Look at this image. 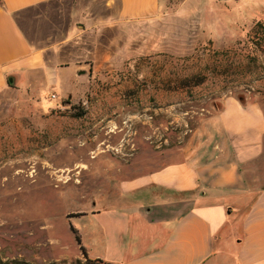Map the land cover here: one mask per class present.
<instances>
[{
  "label": "rangeland",
  "instance_id": "374dc122",
  "mask_svg": "<svg viewBox=\"0 0 264 264\" xmlns=\"http://www.w3.org/2000/svg\"><path fill=\"white\" fill-rule=\"evenodd\" d=\"M119 7L52 0L16 17L71 67L58 88L0 92V264H83L70 226L103 256L94 212L120 207L122 183L201 147L227 97L264 112V0H160L128 25Z\"/></svg>",
  "mask_w": 264,
  "mask_h": 264
},
{
  "label": "crops",
  "instance_id": "0c3cea01",
  "mask_svg": "<svg viewBox=\"0 0 264 264\" xmlns=\"http://www.w3.org/2000/svg\"><path fill=\"white\" fill-rule=\"evenodd\" d=\"M50 1L1 0L0 92L37 94L62 85L60 70L71 66L56 67L46 54L53 46L30 42L16 21L18 14ZM119 3L118 21L125 25L153 19L160 10V0ZM196 135L205 138L201 147L185 150L180 162L122 183L126 197L120 207L94 212L107 219L98 225L103 256L92 257L85 249L89 259L109 264H264V184H259L263 110L227 97L219 114Z\"/></svg>",
  "mask_w": 264,
  "mask_h": 264
},
{
  "label": "trees",
  "instance_id": "16d2710c",
  "mask_svg": "<svg viewBox=\"0 0 264 264\" xmlns=\"http://www.w3.org/2000/svg\"><path fill=\"white\" fill-rule=\"evenodd\" d=\"M0 3H1V0H0ZM191 83H193L192 84L193 86H198V85H200L201 81L200 82H193L192 79H185V80L180 82V88H182V89L186 88V87L190 86ZM8 85H9V81H8ZM9 86L11 87V85H9ZM238 101L243 103V101L241 99H238ZM80 216H83V214L76 215V218L80 217ZM70 231L75 236V241H76L77 247L79 248L80 254H81L82 258L84 259L83 264H109V263H106L102 260H91V259H89L85 248L81 245V239L78 236L76 230H74V228L70 226Z\"/></svg>",
  "mask_w": 264,
  "mask_h": 264
},
{
  "label": "built area",
  "instance_id": "2783aa9c",
  "mask_svg": "<svg viewBox=\"0 0 264 264\" xmlns=\"http://www.w3.org/2000/svg\"><path fill=\"white\" fill-rule=\"evenodd\" d=\"M52 98H55L54 96Z\"/></svg>",
  "mask_w": 264,
  "mask_h": 264
}]
</instances>
